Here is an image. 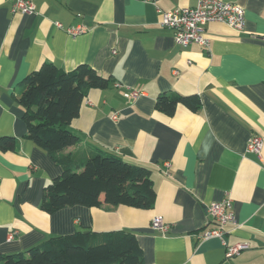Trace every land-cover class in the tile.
Returning a JSON list of instances; mask_svg holds the SVG:
<instances>
[{"label": "crops", "instance_id": "obj_1", "mask_svg": "<svg viewBox=\"0 0 264 264\" xmlns=\"http://www.w3.org/2000/svg\"><path fill=\"white\" fill-rule=\"evenodd\" d=\"M220 1L242 7L244 28L206 24V52L181 48L159 25L162 11L197 0H31L34 13L25 15L0 0V138L14 140L13 150H0V254L55 236L125 231L144 264H264V143L258 156L246 149L253 137L264 141V0ZM78 26L86 32L64 31ZM44 63L64 72L84 64L110 80L87 93L68 128L80 145L148 168L151 209L110 205L103 195L96 208L41 209L43 188L62 169L25 138L16 99L19 83ZM166 93L197 95L200 108L179 104L165 116L154 103ZM226 198L234 222L223 226L224 240L249 246L234 257L218 239H202L214 226L206 207ZM156 217L168 233L151 228Z\"/></svg>", "mask_w": 264, "mask_h": 264}, {"label": "trees", "instance_id": "obj_2", "mask_svg": "<svg viewBox=\"0 0 264 264\" xmlns=\"http://www.w3.org/2000/svg\"><path fill=\"white\" fill-rule=\"evenodd\" d=\"M20 84L17 103L23 110L25 138L49 155L61 174L43 188L41 209L51 214L67 206H101L100 196L110 205L148 210L155 193L151 171L132 165L98 148L80 145L68 127L91 89H105L110 80L79 65L64 72L44 63ZM155 109L171 116L179 104L189 111L200 108L197 95L160 94ZM12 137L0 138V150H13ZM72 150L65 152L66 149ZM130 232H77L50 237L25 252L0 254V264H144L143 254Z\"/></svg>", "mask_w": 264, "mask_h": 264}, {"label": "built area", "instance_id": "obj_3", "mask_svg": "<svg viewBox=\"0 0 264 264\" xmlns=\"http://www.w3.org/2000/svg\"><path fill=\"white\" fill-rule=\"evenodd\" d=\"M8 2L10 11L20 14L34 13V5L31 0H5ZM244 10L242 7L233 3H224L220 0H197L194 7L177 8L173 11L161 12L160 27H164L171 31L174 43L181 48H187L189 45H197L201 50L209 52L210 39L205 34L204 26L209 23H221L235 32H240L244 28ZM56 27L63 29L60 24L56 23ZM70 37H76L86 32L83 27H73L64 29ZM133 98L138 96L137 93L132 92ZM263 139L260 137H253L247 144V151L256 154H261L263 147ZM166 169L169 168L168 163L162 165ZM206 215L214 223L210 230L202 234V239L210 238L218 239L225 247V254L227 257H234L242 251L249 249L248 244L236 243V245L229 246L224 240L225 230L223 228L226 224L234 222V215L232 212V203L228 198L222 199L219 202H213L206 207ZM151 228L161 234L168 233L169 226L164 222L163 218H153ZM15 233L9 234L7 240L13 239Z\"/></svg>", "mask_w": 264, "mask_h": 264}]
</instances>
